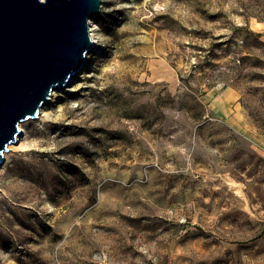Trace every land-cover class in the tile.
I'll return each instance as SVG.
<instances>
[{"label": "rangeland", "instance_id": "374dc122", "mask_svg": "<svg viewBox=\"0 0 264 264\" xmlns=\"http://www.w3.org/2000/svg\"><path fill=\"white\" fill-rule=\"evenodd\" d=\"M255 20L264 0H101V46L5 151L0 264H264Z\"/></svg>", "mask_w": 264, "mask_h": 264}, {"label": "water", "instance_id": "95a60500", "mask_svg": "<svg viewBox=\"0 0 264 264\" xmlns=\"http://www.w3.org/2000/svg\"><path fill=\"white\" fill-rule=\"evenodd\" d=\"M101 0H0V165L19 123L85 64Z\"/></svg>", "mask_w": 264, "mask_h": 264}, {"label": "crops", "instance_id": "0c3cea01", "mask_svg": "<svg viewBox=\"0 0 264 264\" xmlns=\"http://www.w3.org/2000/svg\"><path fill=\"white\" fill-rule=\"evenodd\" d=\"M251 29L258 33V38L262 41H264V21H258L255 20L251 23ZM204 99H210V94L206 93L203 95ZM206 97V98H205ZM220 98H217V109H216V115H218L220 118L229 121L231 124V121H234L235 123L231 124L232 126L236 125L237 128H240L241 130H244V128L248 129L249 126V120L245 115V111L242 106H239V109H232V106L234 105V100L236 99V92H234L232 89H224L223 92L219 96ZM235 112L239 113L240 118H238L235 115Z\"/></svg>", "mask_w": 264, "mask_h": 264}, {"label": "bare ground", "instance_id": "6f19581e", "mask_svg": "<svg viewBox=\"0 0 264 264\" xmlns=\"http://www.w3.org/2000/svg\"><path fill=\"white\" fill-rule=\"evenodd\" d=\"M93 28H90L89 31H90V35L94 41V45L93 47L91 48V50H95L97 48H99L101 45L98 43V40L94 37V32H93ZM90 61V57L88 55H86V62H89ZM87 65L83 66L80 70H78V72H76L74 75H72L70 77V79L68 80V83L66 84V86H64L66 89H73V83L76 81V78L79 76V74L81 73V71L86 67ZM64 87H61V88H64ZM60 87H55L54 89H59ZM55 91H52L50 93V97L48 99V101L46 102H43L40 109H39V113L37 115V119L39 120H42L44 118V116H46L47 112L45 111L44 109V106L47 105V104H50L54 98H53V95H54ZM29 119V118H28ZM22 123H19V126H22ZM8 157V153L4 152V159ZM2 166V164L0 165V167Z\"/></svg>", "mask_w": 264, "mask_h": 264}]
</instances>
